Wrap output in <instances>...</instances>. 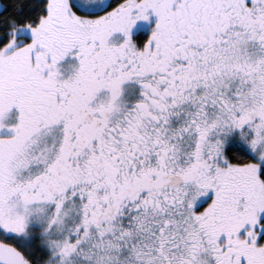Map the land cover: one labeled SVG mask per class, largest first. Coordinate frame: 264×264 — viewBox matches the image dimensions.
<instances>
[{"label": "snow or ice", "instance_id": "1", "mask_svg": "<svg viewBox=\"0 0 264 264\" xmlns=\"http://www.w3.org/2000/svg\"><path fill=\"white\" fill-rule=\"evenodd\" d=\"M0 264H264V0L0 2Z\"/></svg>", "mask_w": 264, "mask_h": 264}, {"label": "trees", "instance_id": "2", "mask_svg": "<svg viewBox=\"0 0 264 264\" xmlns=\"http://www.w3.org/2000/svg\"><path fill=\"white\" fill-rule=\"evenodd\" d=\"M1 2H4V0H0Z\"/></svg>", "mask_w": 264, "mask_h": 264}, {"label": "rangeland", "instance_id": "3", "mask_svg": "<svg viewBox=\"0 0 264 264\" xmlns=\"http://www.w3.org/2000/svg\"><path fill=\"white\" fill-rule=\"evenodd\" d=\"M1 2V1H0Z\"/></svg>", "mask_w": 264, "mask_h": 264}]
</instances>
